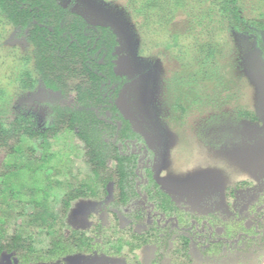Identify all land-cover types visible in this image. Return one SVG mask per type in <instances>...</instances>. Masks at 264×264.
<instances>
[{
    "label": "trees",
    "instance_id": "obj_1",
    "mask_svg": "<svg viewBox=\"0 0 264 264\" xmlns=\"http://www.w3.org/2000/svg\"><path fill=\"white\" fill-rule=\"evenodd\" d=\"M188 1L145 0L135 10L145 23L160 16L169 24L173 10L184 9L193 29L184 33L192 37L201 66L194 74L208 76L205 67L222 53L217 30L255 34L264 58L259 33L264 28V0ZM0 15L32 50L33 71L26 56L15 78L18 88L32 90L40 82L59 96L43 129L29 114L8 119L0 110V256L9 253L19 264L47 263L95 248L140 264L138 250L153 246V264L164 256L173 264H191V241L212 258L216 250L221 255L227 243L244 252L261 249L264 183L248 204L249 217L246 211L239 216L195 213L176 203L154 178L153 150L116 104L129 78L116 70L120 40L110 25L90 23L60 0H0ZM211 75H218L216 66ZM9 98L0 87V109ZM75 160L79 164L73 172ZM248 185V179L235 182L226 189L227 197ZM107 197L108 227L82 229L66 222L73 200ZM120 216L128 220L125 227L118 225ZM248 219L254 235L238 237Z\"/></svg>",
    "mask_w": 264,
    "mask_h": 264
},
{
    "label": "rangeland",
    "instance_id": "obj_2",
    "mask_svg": "<svg viewBox=\"0 0 264 264\" xmlns=\"http://www.w3.org/2000/svg\"><path fill=\"white\" fill-rule=\"evenodd\" d=\"M144 1L60 0L65 7L83 14L90 23L108 24L118 34L116 70L127 75L129 81L116 104L153 150V176L161 188L176 203L195 213L219 211L239 216L246 211L250 217L248 204L254 201L264 183V58L256 35L217 30L216 39L222 53L205 69L210 75L216 66L218 75L194 74L201 66L197 64L200 61L192 46V37L184 33L193 31L184 9L173 10L169 24L160 21V16L155 17L156 11H152L153 22L145 23L135 10ZM256 14L257 10L249 17ZM259 33L264 48V28ZM174 35L178 36L177 40ZM31 51L18 35V29L0 15V87L10 97L9 104L2 105L0 110L8 119L18 113L29 114L37 127L43 129L51 122V104L59 96L40 82L32 90L18 88L15 78L26 56H30L27 64L33 71ZM224 76L231 79L225 80ZM78 164L75 160L73 172ZM244 179L250 180L251 185L236 189L233 196L227 197L226 189ZM108 200L109 197L73 200L66 222L82 229H89L93 224L108 227ZM127 222L120 216L118 225L125 227ZM244 226L246 234L254 235L246 221ZM143 228L135 227L138 232ZM95 239L100 241L98 237ZM98 250L35 264H130L123 255H107ZM187 252L191 264H256L258 258L264 264V244L255 253L227 243L221 255L216 250L212 258L191 241ZM122 253H126V248ZM137 255L140 264H153L155 249L144 246ZM0 264L19 263L11 254L3 252ZM160 264L173 262L164 256Z\"/></svg>",
    "mask_w": 264,
    "mask_h": 264
},
{
    "label": "flooded vegetation",
    "instance_id": "obj_3",
    "mask_svg": "<svg viewBox=\"0 0 264 264\" xmlns=\"http://www.w3.org/2000/svg\"><path fill=\"white\" fill-rule=\"evenodd\" d=\"M248 220H249V219H248ZM248 220H246V222H247V227L249 228V226H250L251 223H252V220H251V219H250L251 221H248ZM217 228H219V227H216V231H217ZM220 228H221V227H220ZM221 230H222V229H221ZM217 232H218V231H217ZM220 232H221V231H220ZM220 232H219V233H220ZM241 235L246 236V233H245V232H244V233H243V232H242V233H237V236H238V237H241ZM225 250H226V249L224 248V251H225ZM207 255H208V254H207ZM210 257H211V256H210Z\"/></svg>",
    "mask_w": 264,
    "mask_h": 264
},
{
    "label": "water",
    "instance_id": "obj_4",
    "mask_svg": "<svg viewBox=\"0 0 264 264\" xmlns=\"http://www.w3.org/2000/svg\"><path fill=\"white\" fill-rule=\"evenodd\" d=\"M217 231H221V228L219 227V228H217Z\"/></svg>",
    "mask_w": 264,
    "mask_h": 264
}]
</instances>
